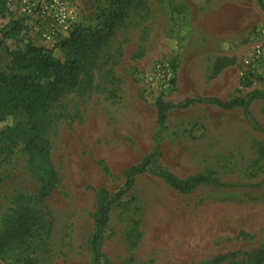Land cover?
<instances>
[{
	"label": "rangeland",
	"instance_id": "obj_1",
	"mask_svg": "<svg viewBox=\"0 0 264 264\" xmlns=\"http://www.w3.org/2000/svg\"><path fill=\"white\" fill-rule=\"evenodd\" d=\"M63 1L74 11L72 31L102 28L110 0ZM145 2L146 20L131 16L119 26L85 63L82 83L60 89L44 121L59 177L52 195L38 200L41 184L23 144L0 157V236L21 226L0 246V264H90L96 191L116 193L123 171L155 147L161 157L154 167L180 179L212 175L229 187L182 194L153 174L138 176L112 205L101 264H201L220 255H232L222 264H264V97L247 112L195 105L170 111L163 129L155 123L159 97L178 104L264 91L241 67L264 24V0ZM0 9V72L9 70V53L27 44L65 61L60 42L42 40L36 17L6 3ZM26 120L21 110L7 113L0 129Z\"/></svg>",
	"mask_w": 264,
	"mask_h": 264
},
{
	"label": "trees",
	"instance_id": "obj_2",
	"mask_svg": "<svg viewBox=\"0 0 264 264\" xmlns=\"http://www.w3.org/2000/svg\"><path fill=\"white\" fill-rule=\"evenodd\" d=\"M5 3L6 0H0V7L5 9ZM131 16L140 19V23L146 20L148 7L145 0H110L109 7L100 12L99 18L102 21L100 30L75 29L68 38L60 42V46L66 51L64 62L56 61L49 52L31 44H27L24 50L9 53V70L0 72V116L21 110L27 116V120L0 129V157H7L19 144L24 145L25 151L30 155V166L41 184L39 201H44L52 195L59 183L58 174L51 160V146L44 121L56 104L60 89L72 90L82 83L81 74L85 63L106 46L114 36L115 30ZM12 31L4 33L2 38L8 39ZM173 69L175 72V64ZM260 97H264V91H253L246 98L238 97L227 101L217 98H187L178 104L165 102L159 97L155 102V123L159 129H163L170 111L187 109L195 105L216 106L224 111L241 108L247 112L251 102ZM160 157L161 152L155 147L140 163L123 171V185L116 193H110L105 188L96 191L93 228L86 241L90 264H101L102 235L112 205L132 188L138 176L153 174L172 190L182 194L189 193L200 185L229 187L212 175L196 174L180 179L168 170L154 167ZM97 165L104 174L110 175L108 167L102 161ZM20 230L21 226L18 231L15 230V226H11L3 232L0 236V246L4 247L5 239L16 238ZM231 256L220 255L201 264H222Z\"/></svg>",
	"mask_w": 264,
	"mask_h": 264
},
{
	"label": "built area",
	"instance_id": "obj_3",
	"mask_svg": "<svg viewBox=\"0 0 264 264\" xmlns=\"http://www.w3.org/2000/svg\"><path fill=\"white\" fill-rule=\"evenodd\" d=\"M10 11L23 17H36L47 43H59L72 32L74 11L63 0H6ZM244 75L264 84V24L252 33V43L241 59Z\"/></svg>",
	"mask_w": 264,
	"mask_h": 264
}]
</instances>
